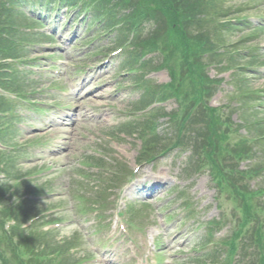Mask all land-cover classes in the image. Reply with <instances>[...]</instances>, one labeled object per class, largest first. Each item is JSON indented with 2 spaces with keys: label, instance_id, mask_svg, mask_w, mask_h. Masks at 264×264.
<instances>
[{
  "label": "rangeland",
  "instance_id": "obj_1",
  "mask_svg": "<svg viewBox=\"0 0 264 264\" xmlns=\"http://www.w3.org/2000/svg\"><path fill=\"white\" fill-rule=\"evenodd\" d=\"M99 2L114 5L117 0ZM237 2L242 4L243 1ZM251 3L246 14L255 16L264 12V0ZM257 3L259 7H255ZM35 9L44 18V30L37 18H33L35 21H24L28 26L26 31L45 32L40 39L46 44L29 45L26 54L37 60L35 67L24 69L21 78L24 84L26 81L33 84L32 87L24 85L28 87L26 91L37 88L39 92L30 94L33 102L20 106L18 119L21 120L9 128L8 140L23 147L17 162L6 169L14 174L32 171L38 177L34 182L45 189L46 194L36 209L42 212L47 209L46 215L60 219L55 226L59 230L53 231L51 241L60 242L62 247L67 246L65 242H75L71 259L78 256L86 260V264H198L194 258L202 254L210 257L222 246L212 248L210 245L199 250L207 236V221L219 218L221 213L217 190L209 174H188L185 166L189 161L183 148H174L153 161L140 164L141 140L118 129L130 119L129 111L141 99V93L132 86L131 76L120 71V54L107 58L117 38L104 36L101 41H94L95 45L89 44L96 32L95 28L89 31L86 22L73 24L64 17L66 12L50 14L41 12L40 7ZM114 11L125 12L118 5ZM71 14L78 15L77 11ZM58 16L60 25H55ZM252 19L255 21V17ZM51 33L57 37L54 44L46 40ZM149 35L145 32L142 38ZM239 37L241 34L233 40L239 41ZM244 43L248 47L264 46V35L256 42ZM262 60L264 63V58ZM23 68L26 67L18 64V69ZM210 73L213 78L224 79L210 103L213 106L227 104L236 109L239 97L234 98L232 93L231 72L211 69ZM249 76L247 84L264 92V68L249 72ZM151 77L159 84L170 80L166 71L155 72ZM34 100L43 108L41 112L29 108L34 106ZM165 106L168 112L177 108L175 101ZM247 115L256 118L263 114L248 112ZM233 117L239 122L241 112ZM165 122L167 119L160 121V131H164ZM242 166L246 167V163ZM120 169L119 178H114L113 171ZM113 180L120 186L131 181L122 190L120 201L114 197V204L111 199V208L117 203L118 208L104 212L100 219L90 208L92 196L103 191L106 195L121 192L113 187L116 182ZM144 183L147 188L143 193L134 192L139 188L137 185ZM131 200L138 206L137 228L118 217V211L124 210ZM220 206L228 214L235 208L232 201L225 199L220 200ZM31 208L27 207L25 212H30ZM230 227L215 235V239L226 233L230 235Z\"/></svg>",
  "mask_w": 264,
  "mask_h": 264
},
{
  "label": "trees",
  "instance_id": "obj_2",
  "mask_svg": "<svg viewBox=\"0 0 264 264\" xmlns=\"http://www.w3.org/2000/svg\"><path fill=\"white\" fill-rule=\"evenodd\" d=\"M122 1L126 4L130 3V0ZM27 2L28 0H0V56L2 57L11 56L18 60L23 56L21 52L25 48L24 42L30 40V35L19 31L24 18V13L20 9L27 6ZM72 2L76 3V0H61L64 6H69ZM231 4V0H139L135 3V7L133 6V13L125 19L124 17L120 19H124L126 28L135 30L134 33L139 32L135 42L131 43L134 49L127 52L128 58L123 62V67H128L134 72L141 71L143 74L153 70H168L171 76L170 83L157 88H151L148 83L147 85L150 87L149 93L153 101L163 102L175 97L179 102V109L167 114L176 132V145L183 142V136L190 127L198 122L203 123L193 145L199 155V169L211 167L212 175L221 192L230 195L238 204L237 208L240 211L236 227L223 242L227 247L225 257L222 259L224 262L219 263L234 264L238 253L245 252L248 256L251 252L247 254V251L251 250L254 251L251 264H264V185L252 189L249 183L257 172L264 171V156H260V164L249 170H238L236 165H225L224 162L230 157L247 156L248 152L252 151V147L245 140L233 143L230 118L223 119L219 109L208 106L205 102V96L207 94L210 96L214 92L212 87L214 81L206 70L208 65L213 62L222 63L223 56L229 48L230 38L234 34L232 31L242 30L245 24L244 21L236 20L234 7ZM94 11L98 19L107 18L110 24L107 25L106 22L108 27L119 24L116 14H113L108 6H98ZM146 18H149L148 22L151 23V32L148 37L142 38L145 31L139 29L142 28ZM233 19L236 22H233ZM219 21H222V24H219ZM5 33L9 39L2 37ZM149 54H155L157 58L144 60ZM140 78L142 79V76ZM0 84L9 90L21 93L25 91L24 84L15 72L7 74L0 71ZM5 109L12 111L13 104L10 105L0 98V113L4 114ZM0 119L5 117L0 115ZM148 123L145 131L149 132L150 139H146L145 144L148 149L145 154H152L154 144L160 142L161 138L156 133V119L151 118ZM253 130L256 135L264 133V124H258ZM9 170L0 169V173ZM10 173L14 174L11 171ZM261 184H264V181ZM7 188L0 186V202ZM27 188L28 191L37 192L31 190L30 185ZM36 214V211L28 213L16 211L9 206L0 212L2 220L5 216L17 222L13 226L11 240L17 238L18 242L11 244L17 256H14L15 260L20 264H43L39 262L43 257L51 261L53 258L50 259V255L53 257L63 255L73 246L71 241L64 243L66 247H62L60 242L53 243L52 234L41 232L38 225L26 231L21 230L22 223ZM211 225L219 226L221 221L214 220ZM7 238H10L8 232ZM197 261L205 263V259Z\"/></svg>",
  "mask_w": 264,
  "mask_h": 264
}]
</instances>
